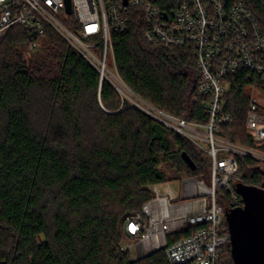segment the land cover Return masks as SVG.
Segmentation results:
<instances>
[{"label": "trees", "instance_id": "obj_1", "mask_svg": "<svg viewBox=\"0 0 264 264\" xmlns=\"http://www.w3.org/2000/svg\"><path fill=\"white\" fill-rule=\"evenodd\" d=\"M236 1L250 7L264 34V0ZM145 29L134 11L130 30L112 35L120 79L158 111L206 122L193 53L150 44ZM228 80L233 121L222 136L264 153V142L257 147L246 128V91L256 78L238 72ZM237 160L234 191L239 195L238 184L264 188L261 162ZM210 169L204 152L124 100L53 29L38 36L14 27L0 41V258L7 264H169L164 251L133 261L120 250L125 219L153 199L151 186L182 174L209 180ZM223 199L225 211L233 210L228 192L218 190L217 202ZM221 264H233L230 244Z\"/></svg>", "mask_w": 264, "mask_h": 264}, {"label": "built area", "instance_id": "obj_2", "mask_svg": "<svg viewBox=\"0 0 264 264\" xmlns=\"http://www.w3.org/2000/svg\"><path fill=\"white\" fill-rule=\"evenodd\" d=\"M160 1L174 6L162 9L155 5ZM134 11L144 16L148 43L185 49L195 57L207 121L167 116L162 122L207 154L211 169L209 180L180 179L177 195L171 192V182L151 186L153 199L125 219L120 250L133 261L164 251L169 264H221L230 233L217 191L228 192L233 209L242 208V197L232 185L240 170L237 157H251L264 167L263 152L222 136L233 121L226 111L228 78L245 72L257 81L246 91L247 132L256 145L264 142V109L255 98L256 92H264V34L250 7L236 0H0V41L14 27L38 36L53 29L95 66L101 80L114 85L119 79L116 65L114 72L107 67L108 54L113 56L112 35L130 30ZM72 21L73 29L66 24ZM38 47L32 43L29 48ZM97 47L101 57L92 50ZM161 185L170 191L162 193ZM180 235L185 236L178 239ZM0 264L7 263L0 258Z\"/></svg>", "mask_w": 264, "mask_h": 264}, {"label": "water", "instance_id": "obj_3", "mask_svg": "<svg viewBox=\"0 0 264 264\" xmlns=\"http://www.w3.org/2000/svg\"><path fill=\"white\" fill-rule=\"evenodd\" d=\"M67 12L71 13L70 1L67 4ZM127 89L131 94L140 98L130 88L127 87ZM143 102L149 108L154 109L145 101ZM139 109L162 122L147 108L140 107ZM182 157L187 166L192 171H196L197 167L192 158L187 153H183ZM236 188L242 197L244 206L226 211L233 264H264V190L242 184H238Z\"/></svg>", "mask_w": 264, "mask_h": 264}, {"label": "rangeland", "instance_id": "obj_4", "mask_svg": "<svg viewBox=\"0 0 264 264\" xmlns=\"http://www.w3.org/2000/svg\"><path fill=\"white\" fill-rule=\"evenodd\" d=\"M72 19V18H71ZM73 23H74V21H72V22H69V23H66L67 24V26L69 27V28H71V29H73V27H72V25H73ZM93 51H94V53L97 55V56H99V57H101V48L100 47H97V48H95V49H92ZM107 67L111 70V71H115V64H114V59H113V56H112V54L111 53H109L108 54V58H107ZM119 78V80H121L120 79V77H118ZM122 81V80H121ZM123 82V81H122ZM124 84V83H123ZM125 85V84H124ZM114 86H116V90L119 92V94L121 95V97L124 99V100H127L129 103H131L133 106H135V107H144V108H147L155 117H157V118H159L160 120H162V121H166V117L167 116H170V117H173V118H175L174 116H171V115H169V114H167V113H164V115H162V114H160L159 112H157V111H155L154 109V107H152L151 105V107L152 108H154V109H151V108H149L148 106H146V105H144V103L143 102H141L140 100H138V98H136L135 96H133L130 92H122L120 89L121 88H119V86H118V84L116 83V82H114ZM255 98L256 99H258L259 101H260V105L262 106V108L264 109V92H256V94H255ZM157 110V109H156ZM163 113V112H162ZM262 144H258L257 145V147H259V146H261ZM207 155V154H206ZM208 156V155H207ZM209 158V157H208ZM163 169H164V171L168 174V176L170 177V179L171 178H173L172 176H173V174L170 172V170L169 169H167V167L166 166H164L163 165ZM169 172L171 173V175L169 174ZM210 175V174H209ZM176 177V176H175ZM186 177H190V176H188V175H186V174H182L179 178H177V179H175V180H173V181H168V182H171L172 183V187H173V189L175 190V191H177L179 188H180V185H179V180L180 179H184V178H186ZM223 201V203L222 204H220V205H223L226 201H225V199H223L222 200ZM224 206V205H223ZM125 239V238H124ZM123 239V240H124ZM143 259V258H142ZM139 260H141V259H139ZM139 260H137V261H139ZM223 263V262H222Z\"/></svg>", "mask_w": 264, "mask_h": 264}, {"label": "bare ground", "instance_id": "obj_5", "mask_svg": "<svg viewBox=\"0 0 264 264\" xmlns=\"http://www.w3.org/2000/svg\"><path fill=\"white\" fill-rule=\"evenodd\" d=\"M116 83L118 84V86H119V88H121L120 90L122 91V92H130L128 89H127V87L123 84V82L121 81V80H119V79H117L116 80ZM131 93V92H130ZM133 95V94H132ZM134 96V95H133ZM136 97V96H135ZM136 98H138V97H136ZM138 100H140L141 102H143L140 98H138ZM144 103V102H143ZM144 105H146L145 103H144ZM147 106V105H146Z\"/></svg>", "mask_w": 264, "mask_h": 264}, {"label": "crops", "instance_id": "obj_6", "mask_svg": "<svg viewBox=\"0 0 264 264\" xmlns=\"http://www.w3.org/2000/svg\"><path fill=\"white\" fill-rule=\"evenodd\" d=\"M160 191L165 194V193H168L170 190H168V188H166L165 185H161L160 186ZM171 192L173 193V195H177L175 190H173V191L171 190Z\"/></svg>", "mask_w": 264, "mask_h": 264}]
</instances>
